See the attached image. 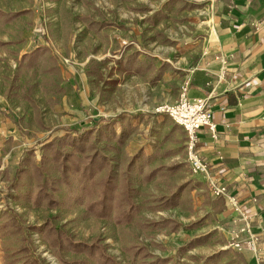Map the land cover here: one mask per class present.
Masks as SVG:
<instances>
[{
	"label": "rangeland",
	"instance_id": "374dc122",
	"mask_svg": "<svg viewBox=\"0 0 264 264\" xmlns=\"http://www.w3.org/2000/svg\"><path fill=\"white\" fill-rule=\"evenodd\" d=\"M210 5L0 0L1 264L88 259L50 247L39 231L46 224L99 242L120 264H264V246L251 249L248 228L191 170L183 129L157 112L179 99L183 50L211 24L203 23ZM65 136L82 139L76 157L105 158L90 177L73 165L60 177L63 159L53 162L50 152L42 164L43 145ZM57 149L62 157L73 150ZM34 166L41 182L49 178L46 194ZM106 174L110 205L101 215L89 205Z\"/></svg>",
	"mask_w": 264,
	"mask_h": 264
},
{
	"label": "crops",
	"instance_id": "0c3cea01",
	"mask_svg": "<svg viewBox=\"0 0 264 264\" xmlns=\"http://www.w3.org/2000/svg\"><path fill=\"white\" fill-rule=\"evenodd\" d=\"M210 8L203 23L211 24L181 57L186 96L205 100L218 134L212 139L199 130L195 151L207 166L202 178L225 189L227 214L247 224L263 247L264 0H211Z\"/></svg>",
	"mask_w": 264,
	"mask_h": 264
},
{
	"label": "trees",
	"instance_id": "16d2710c",
	"mask_svg": "<svg viewBox=\"0 0 264 264\" xmlns=\"http://www.w3.org/2000/svg\"><path fill=\"white\" fill-rule=\"evenodd\" d=\"M66 139H70L69 142H65ZM82 143V139H76L69 136H65L62 140H54L50 141L43 145L42 151V164L45 162V160L48 158L47 153L50 152V157L53 162H59V160L62 158V170L60 177H65V175L69 172V169L71 165L76 166L77 169L75 172L81 173L82 175L90 177L89 173L93 170L94 166L96 165L98 160H101L102 162H105V158L101 155H99L96 151L92 152L91 154H85L83 153V157L79 158L75 156V153L77 151L78 145ZM57 146H70L73 148L72 151H66L64 154L65 156L62 157L60 152L57 149ZM62 161V160H61ZM23 163L20 162V166L18 167L16 174L12 181V186H15V183L18 182L20 179V175L22 172ZM80 165H83V168L80 169ZM42 166V165H41ZM80 169V170H79ZM34 170L39 174L37 180H38V186L39 191L46 194V187L49 183V178L46 177L43 182H41L42 178V170L34 166ZM85 173H88L86 175ZM100 185L102 186V192L100 198L91 203L89 206L90 208L94 206H100L101 209V215H107L109 213V205H110V190H111V184H112V176L110 174H106L104 177L100 178L99 180ZM45 191V192H44ZM37 193V195H40ZM38 196H36L37 198ZM52 200L54 201L53 197L51 196ZM40 232L44 233L46 240L48 241L50 247L52 248H62L66 250L73 251L78 254H84L88 257L87 260H75L70 262H65V264H120L118 261H116L112 256H110L108 253H106L104 247L97 241H93L91 243H85V242H77L74 241L71 236L66 235L62 231H57L53 227H50L48 224L44 225L39 230Z\"/></svg>",
	"mask_w": 264,
	"mask_h": 264
},
{
	"label": "built area",
	"instance_id": "2783aa9c",
	"mask_svg": "<svg viewBox=\"0 0 264 264\" xmlns=\"http://www.w3.org/2000/svg\"><path fill=\"white\" fill-rule=\"evenodd\" d=\"M187 86V82L182 85L179 99L174 104H165L159 107L157 112L167 114L175 124L183 129L186 137L188 160L191 170L194 173L203 174L207 172V166L195 151L198 140L197 133L199 130L205 128L210 133L212 139H217L218 134L216 132V125L210 113L205 108V100L189 99L186 96ZM210 187L216 197L225 196L224 188L217 187L213 184H211ZM227 201L241 218L245 216L242 210L238 208L234 197L228 196ZM245 227L248 228V225L246 224ZM257 240L255 235H251L248 240L249 246L254 251H256L258 246ZM262 243L264 245V240Z\"/></svg>",
	"mask_w": 264,
	"mask_h": 264
}]
</instances>
